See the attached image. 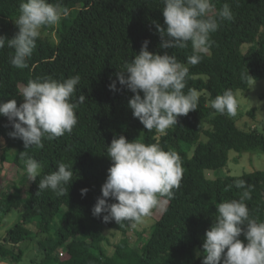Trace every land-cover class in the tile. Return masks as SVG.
<instances>
[{
  "label": "trees",
  "instance_id": "1",
  "mask_svg": "<svg viewBox=\"0 0 264 264\" xmlns=\"http://www.w3.org/2000/svg\"><path fill=\"white\" fill-rule=\"evenodd\" d=\"M49 2L55 4L57 0ZM20 3L0 0V36H15ZM225 3L234 18L222 22L211 34L210 51L196 65L187 63L192 55L190 43L184 49L160 47L162 37L155 25L166 28L163 0H62L70 10L68 17L57 28H43L50 36L38 37L26 68L12 67L14 50L5 42L0 49V102L15 99L19 106L23 103L20 90L30 80L51 77L62 82L77 74L81 79L73 102L81 95L85 100L75 110L78 123L72 132L51 141L44 139L43 147L26 149L21 139L9 136L11 123L0 116V148L2 140L11 144L14 161L22 168V155L42 166L35 181L25 174L21 183L0 199V216L14 212L22 216L21 222L1 238L5 243L0 244V260L21 264L27 254V247L21 245L31 241L38 242L43 256L32 264H202L203 240L216 220V205L239 199L243 191L235 187L237 179L252 186L251 199L245 201L250 218L264 222V171L215 180L206 175L207 171L225 168L232 151L264 152V134L241 129L235 120L217 114L209 105L226 89L233 91L238 103V91H248L253 80L264 81V0H213L212 14ZM54 32L57 42L51 38ZM146 40L150 52L175 55L188 67L185 93L189 89L200 93L198 108L178 117L177 125L161 135L155 130L148 132L133 117L128 101L134 93L120 85L116 76L139 54ZM113 81L116 91L109 88ZM121 135L129 142L159 144L165 151L178 153L182 161L180 188L174 190L171 199L161 200L166 204L163 214L151 236L146 241L141 236L139 247L128 235V222L105 223L102 217L106 213L100 217L92 214L112 164L107 146ZM59 163L73 171L66 185L68 193L58 197L51 190L39 192V180L56 171ZM22 184L29 186L25 202ZM229 185L231 189L225 191ZM84 188L88 191L82 196ZM115 202L108 198V203ZM107 229L123 235L112 256L107 255L104 245ZM240 239L243 241L244 236Z\"/></svg>",
  "mask_w": 264,
  "mask_h": 264
},
{
  "label": "clouds",
  "instance_id": "2",
  "mask_svg": "<svg viewBox=\"0 0 264 264\" xmlns=\"http://www.w3.org/2000/svg\"><path fill=\"white\" fill-rule=\"evenodd\" d=\"M163 4L166 28L155 25L162 37L160 47L184 49L190 43L192 55L187 57L190 65L200 63L209 53L211 34L220 24L234 18L227 3L213 15V0H163ZM69 12L62 0L55 4L49 0H21L15 20L18 31L12 39L0 36V49L7 41V46L14 50L10 59L12 67H28L27 61L41 29L57 26ZM148 44L149 41H144L139 54L126 62L116 76L120 85L134 93L128 101L133 117L148 132L165 134L177 125L178 117L198 108L200 93L196 89L184 92L188 67L175 55L150 52ZM80 79L77 74L62 82L51 77L30 80L20 90L23 103L19 106L15 99L0 102V116L6 117L13 129L9 136L21 139L27 149L43 147L44 139L51 141L70 134L78 123L75 110L85 100L81 95L78 102H73ZM109 88L116 91V81ZM209 105L217 114L235 116L237 113V100L231 89L211 99ZM106 151L112 164L101 188L102 196L92 209L95 217L106 213L102 217L105 223L128 222L136 228L152 215L162 199H171L174 190L180 188L183 168L181 157L175 151H165L155 143L129 142L122 135L114 138ZM21 158L29 180L35 181L40 176L41 164L31 157L25 159L22 155ZM72 176L73 171L59 163L56 171L39 180V192L51 190L58 197L63 196L68 193L66 185ZM234 185L243 191L239 199L216 205V220L206 230L203 240L202 264H264V222L250 218L245 203L251 199L252 186L243 179L235 180ZM231 187L227 186L225 191ZM87 191V188L81 189V195ZM108 198L116 202L108 203Z\"/></svg>",
  "mask_w": 264,
  "mask_h": 264
},
{
  "label": "rangeland",
  "instance_id": "3",
  "mask_svg": "<svg viewBox=\"0 0 264 264\" xmlns=\"http://www.w3.org/2000/svg\"><path fill=\"white\" fill-rule=\"evenodd\" d=\"M57 28V26H55ZM40 36L49 37V32L41 29ZM54 42H57V34L54 32L51 36ZM249 47L245 48L247 51ZM237 113L235 116H229L235 120L237 125L244 130H259V134H264V81L251 82L248 91L237 92ZM161 135V134H160ZM204 142L207 139L202 138ZM6 159L3 160V156ZM256 171H264V152H230V161L228 165L219 170L207 171V178L210 180L226 179L228 177H241ZM41 172V170H40ZM26 173V167L18 166L14 161V149L11 144L2 140L0 148V199L1 197L13 189L14 185L21 183ZM23 188L22 202L29 198V186L20 185ZM165 200L162 201L160 208H154L152 215L145 222L136 228L129 227L128 235L135 247H139L142 240L146 241L153 232V226L161 218L163 210L166 207ZM164 206V207H163ZM163 207V208H162ZM2 220L0 229V240L5 237L7 232L19 224L22 220L20 212H14L7 217L0 216ZM105 236L107 241L104 243L107 255L112 256L115 253V246L121 241L123 235L115 230L107 229ZM2 239L1 241H3ZM38 242H26L21 245L22 248L27 247V254L21 264H32L33 261H40L43 256L37 247Z\"/></svg>",
  "mask_w": 264,
  "mask_h": 264
},
{
  "label": "water",
  "instance_id": "4",
  "mask_svg": "<svg viewBox=\"0 0 264 264\" xmlns=\"http://www.w3.org/2000/svg\"><path fill=\"white\" fill-rule=\"evenodd\" d=\"M1 243H5V241H4V240H3V241L0 240V244H1ZM0 264H10V263H8V262H4V261L0 260Z\"/></svg>",
  "mask_w": 264,
  "mask_h": 264
},
{
  "label": "built area",
  "instance_id": "5",
  "mask_svg": "<svg viewBox=\"0 0 264 264\" xmlns=\"http://www.w3.org/2000/svg\"><path fill=\"white\" fill-rule=\"evenodd\" d=\"M64 256V253L62 252L61 257Z\"/></svg>",
  "mask_w": 264,
  "mask_h": 264
}]
</instances>
